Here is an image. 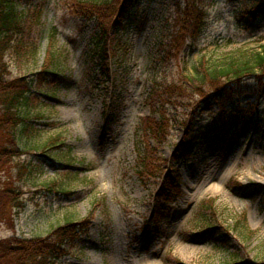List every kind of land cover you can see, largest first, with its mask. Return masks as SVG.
I'll list each match as a JSON object with an SVG mask.
<instances>
[{
    "label": "rangeland",
    "instance_id": "obj_1",
    "mask_svg": "<svg viewBox=\"0 0 264 264\" xmlns=\"http://www.w3.org/2000/svg\"><path fill=\"white\" fill-rule=\"evenodd\" d=\"M186 1L142 0L132 8V55L121 75L115 59L103 68L97 62L100 24L86 9L88 1L19 3L20 12H30L24 43L37 51L29 58L8 53V78L36 74L52 60L49 52L56 54L52 68L60 75L44 87L49 96L39 95L47 113L35 123L40 142L60 136L64 147L43 155L38 143L18 144L21 154L0 171V189L14 187L20 205L10 206L0 222V240L45 238L68 219L80 225L88 218L77 244L57 264L264 262V98L251 90L203 108L190 120L189 160L177 158L178 145L189 138L185 116L172 122L161 143L146 133L149 118H160L153 109L156 85L172 80L179 65L264 37V15L248 20V0H205L204 34L191 47L184 42L186 51L171 60L166 45L181 25ZM149 147L159 163L179 171L170 190L163 177L141 175ZM244 217L253 233L248 238L234 223Z\"/></svg>",
    "mask_w": 264,
    "mask_h": 264
},
{
    "label": "trees",
    "instance_id": "obj_2",
    "mask_svg": "<svg viewBox=\"0 0 264 264\" xmlns=\"http://www.w3.org/2000/svg\"><path fill=\"white\" fill-rule=\"evenodd\" d=\"M21 1L0 0V171L21 154L18 144L38 143L36 149H41L43 155L64 147V140H61L60 136L46 143L40 142L43 139L42 130L35 123L47 113L39 95L44 93L49 96L44 87L49 85L48 82H55L60 75L59 71L52 68L57 59L56 54L50 51L52 60L48 59L47 64L36 74L8 78V66L5 62L8 53H15L20 58H29L30 55L35 57L37 51L35 44L24 43V37L29 33L26 29V19L30 12L19 11L18 5ZM86 1L90 3V6L86 7L89 14L100 24L97 62L103 68L108 66L109 60L115 59L120 64L117 72L119 75L122 70H126L125 62L132 55L127 38L129 16L132 8L142 0ZM248 3L251 4L246 11L248 20L254 21L264 15V0H248ZM184 7L185 14L181 25L174 34L173 41L166 45V54L171 60L181 50H185L182 47L184 42L189 41L187 46L191 47V44L199 41L208 25L205 0H187ZM106 10L110 12L108 15L103 13ZM52 37H57V29L53 30ZM263 41L264 37H261L255 45L250 43L203 54L192 66L186 64V61L183 66L179 65L172 80L163 79L156 85L153 109L160 118H149L145 123L146 133L161 143L171 134L172 122L185 116L189 138L182 145H178L177 158L189 160L188 155L194 148V125L190 120L203 115V108L215 103L234 102L236 98L252 91L257 94V99L264 98ZM51 47L53 49V45ZM104 77L108 78V74ZM159 160L149 147L147 155L142 156L141 175L147 178L163 177V188L170 190L179 178V171L174 166L168 170L164 166L165 162L159 163ZM14 194V187L0 189V203L4 199L6 205L4 209L0 207V222L10 214V206L13 209L14 205H20L16 202L17 197ZM160 196L163 200L167 199L165 193ZM78 223L68 219L45 238L11 237L0 240V264H57V261L70 254L81 236L79 233H84ZM234 223L242 237L253 235L246 223V217L237 219Z\"/></svg>",
    "mask_w": 264,
    "mask_h": 264
}]
</instances>
